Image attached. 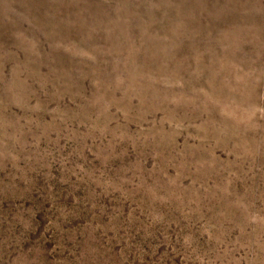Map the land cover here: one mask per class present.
<instances>
[{"label":"rangeland","instance_id":"rangeland-1","mask_svg":"<svg viewBox=\"0 0 264 264\" xmlns=\"http://www.w3.org/2000/svg\"><path fill=\"white\" fill-rule=\"evenodd\" d=\"M0 264H264V0H0Z\"/></svg>","mask_w":264,"mask_h":264}]
</instances>
